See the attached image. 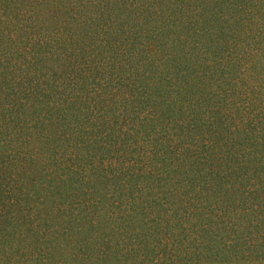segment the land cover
Wrapping results in <instances>:
<instances>
[{
  "label": "trees",
  "instance_id": "obj_1",
  "mask_svg": "<svg viewBox=\"0 0 264 264\" xmlns=\"http://www.w3.org/2000/svg\"><path fill=\"white\" fill-rule=\"evenodd\" d=\"M231 1L240 4V32L264 37V0ZM173 3L204 12L205 0H0V242L6 209L23 207L3 166L43 162L53 177L83 181L72 194L56 189L61 212L87 210L105 195L89 183L103 179L120 188L105 215L114 233L141 206L146 236L135 232L123 264H264V105L227 130L215 114L230 117L228 105L184 93L161 125L140 132L161 113L137 77H152V63L165 68L166 53L157 36L142 40L145 21L122 13L114 29L111 7L157 22L173 18ZM43 58L54 61L44 72ZM180 83L192 82L180 75ZM152 237V255L143 256Z\"/></svg>",
  "mask_w": 264,
  "mask_h": 264
},
{
  "label": "rangeland",
  "instance_id": "obj_2",
  "mask_svg": "<svg viewBox=\"0 0 264 264\" xmlns=\"http://www.w3.org/2000/svg\"><path fill=\"white\" fill-rule=\"evenodd\" d=\"M202 1L197 0L198 3ZM229 2L205 0L204 12L200 7L194 11L192 5L187 11L188 6L173 3V18L162 17L157 22L149 20L146 12L134 19L136 14L129 12L126 4L119 8L115 6L114 12L111 7L114 29L123 27L122 13L130 16L133 23L145 21L149 31L141 30L142 40L157 36L166 53L165 68L157 69L152 63V77L143 73L137 77V84L152 94L149 107L161 113L157 119L145 123L140 130L142 134H149L148 129L153 125H161V120L171 113L172 106L186 97L184 93L197 96L195 99L198 101L228 105L233 113L230 117L225 118L223 113L215 114L219 121L226 122L227 130L236 123L244 126L248 120L245 115L250 111L257 113L256 108L264 105L259 103L261 97L264 103V37L254 35L253 31L240 32V4ZM170 7L171 4L167 10ZM226 7H229V12ZM53 63L52 59L43 58L39 63L41 71L54 66ZM180 75L187 76V81L192 83L181 85ZM195 83L199 86L191 87ZM198 111L195 108L192 118ZM196 131V127L195 130L189 127V133ZM42 147L47 152V148ZM81 155L83 159L89 157L86 150H81ZM3 170L10 184L18 181L19 187L16 188L22 191L19 199H22L23 207L6 209L9 217L3 218V231L8 232V240L0 242V264H123L122 253L132 252L135 232L142 231L146 236L147 227L143 213L139 211L141 206L129 212L128 227L119 234L112 231L111 226L117 222L113 218L111 222L107 221L105 215L115 204V190L120 188L111 187L107 179L89 183L90 187L97 189L103 186L104 190L100 192L105 195L93 191L96 201L87 210L71 213L61 212L55 206V202L62 200L56 189L72 194L74 187L82 186L81 179L72 174L53 177L45 173L43 162L34 166L28 163L24 168L9 162ZM116 184L121 186L122 182ZM27 203L31 207L27 208ZM154 209L157 212L160 208L156 206ZM28 223L35 225L36 232ZM149 242L143 256L146 252L151 256L156 246L153 237Z\"/></svg>",
  "mask_w": 264,
  "mask_h": 264
}]
</instances>
